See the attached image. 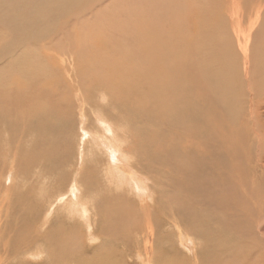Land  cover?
I'll use <instances>...</instances> for the list:
<instances>
[{
  "label": "rangeland",
  "instance_id": "obj_1",
  "mask_svg": "<svg viewBox=\"0 0 264 264\" xmlns=\"http://www.w3.org/2000/svg\"><path fill=\"white\" fill-rule=\"evenodd\" d=\"M175 1L178 3H175V6H173V3H170L168 0H0V84L2 81L7 82L10 79L13 81L15 80V82L18 80V82L20 81L19 86L18 83H16V85H13L11 88V84H8V89L19 92L24 86L25 88L30 86L29 82L33 80L36 74H40L41 78L45 75L44 77L47 83L53 88L52 91L56 94L57 100L63 103L62 106H65V104L70 106L75 105L73 102L78 99L82 102V104H80L81 108L84 107L87 113V120L85 118L82 120L79 109L76 107L74 111L75 122H69L68 118L62 120L47 118L44 120L43 126L39 127L37 125L29 126L25 118H21L19 121L14 119L9 109H0V155L9 159L14 172L16 174L19 173L16 178L15 188H13V179H11L12 176L9 173L11 169L7 167L4 170L3 176L0 178V196L7 189H14L13 200L16 203H14L15 206L8 211V213H12L14 227L18 226L20 217L22 216L25 225H30L32 222L38 221L33 227L34 231L38 232L39 224H42L45 219L49 221L47 224L48 235L51 234L48 237L45 236L47 233L40 234L38 236L39 240H37L29 249L28 253H26L25 259H22L23 256L21 254V257L13 255L12 260L14 264L21 263V261L26 264H53L55 261H51L50 256H52L54 252L55 255H64L67 254V250H71L69 239L73 242L72 245L76 250L77 243L79 255L82 254L81 256L84 258H88L87 264H103L102 262L104 261L106 262L105 264H109V261L113 264L146 263V259H148L146 255L148 249L146 231H144V233L142 230L133 229L131 232L128 231L130 234L126 238L128 240L127 243L122 240L125 235H121L116 241L113 236H111V232L107 233L105 230L104 235L96 237V233H93V230H91L93 226L91 224L92 215L88 214V218L86 219H81L79 217L80 210L76 204L83 200L85 203L90 204L89 206L93 205L92 207H95L96 200L98 197L100 199V197L104 195V192H92L91 190V192L87 193L88 195L84 193L80 194L78 191L79 189L82 190V187L78 189L75 184H71L72 176L74 173H77V171L82 172L86 170V167L89 169L90 166L92 167L96 162L99 166H102L100 170H103V168L105 170L99 172L95 167H92L93 182L97 180L103 185H106V182H111L108 184L106 192L109 190L115 197H120L122 194V197L126 198L129 202L136 199L137 211L139 212H141L140 209L145 208L147 204L150 203L151 206L155 207L156 203V214L153 220L156 227V222L163 227H158L160 234L159 239L155 242L154 248L157 256L153 264H176V258H172L176 255H178L177 259L180 256L177 260L180 264L184 262V260H187L190 264H196L198 260L197 257L199 256V261L202 260L200 261L201 264H215V261L218 260L219 262H216V264H264V240H262L263 238H261L258 230H255V226L258 224L257 219H259L261 206L264 203V14L262 15V19L256 24V27L254 26L251 31L252 40L250 43V53L252 55V61L254 62V73L256 78L263 79V82L259 80V89L256 87L258 90L257 93L259 94V103L262 101L260 121H258L251 113V100L252 103H255L258 98H252L253 94L250 95V93H248L247 86H245L243 77L241 76V73H243V53L239 48L236 39L237 36L233 31L236 27V18L233 16L232 12L236 7L241 9V14L243 13L242 16H244L242 28L245 27L247 30L250 28L249 25L251 20L254 19V12H256L255 10L257 9L256 6L258 7L257 1L237 0L238 2L235 5H233L232 0ZM168 6L172 8L168 9ZM172 9L175 11H173L171 15ZM143 13H145V15ZM154 13H160L159 24L161 25L151 29L148 25V21ZM145 23L147 25H145ZM183 23H185L186 26ZM194 23H198L202 27L204 25L205 27L202 28L200 26L202 30L198 31L200 27L194 28ZM173 24H177L176 27L179 34L177 33L175 39L170 42L169 39L175 34L172 33V28H170ZM183 25L184 27H182ZM158 29L160 30L159 36H161L158 42L163 44L165 50L171 51L172 45H166V42L178 44V49L174 54L178 64L175 65V73L178 72L175 76V80L164 72V70H161L157 62H153L149 59V62H152L147 63L146 60L148 66H144L145 59L142 61L140 60L139 54L140 47L142 46L141 38L143 37L144 45L145 40L153 37L151 30L154 32L158 31ZM179 29H181L182 34H180ZM140 30L144 32L140 34ZM185 30H189V34L186 35ZM184 33L185 38L181 39V43L178 42L177 36L183 37ZM162 38H164L163 41ZM227 49L229 51H227ZM151 53H153V51L151 50L150 52L148 50L149 57H151ZM232 56L236 57L234 60L238 62L236 70L238 72L241 71L238 73L239 76L242 77L241 80L234 69L227 67ZM13 60L15 62H13ZM48 60L51 62H48ZM20 61L24 66L23 69H20L21 67L17 68L16 66L20 65ZM11 62L13 63L10 64ZM59 64L62 65V67ZM171 64H175V62ZM224 64L226 65V74H222L221 76L218 74L219 76H217L215 73L224 67ZM188 65L190 67H188ZM5 67L6 69L4 70ZM147 67L151 71L152 69H156L160 73L152 76L148 69L146 70L149 71V74L147 71L143 72ZM55 68L57 71H55ZM66 69L68 72L65 74L64 72H66ZM24 71H26V75H22ZM154 71L155 70H153V72ZM53 73H55V75ZM120 73L121 75H119ZM189 74L193 75L189 90H195L193 91L194 93L191 92L188 93V95L193 94L196 98L202 97L204 99H209L211 102L210 104L213 105L210 107L211 109L209 111L210 118L213 119V122L210 121L211 125L213 123L212 127H210V124H207L203 132L198 134L204 135L202 138H204L207 143L211 144L208 146V149L205 148V151L203 150L206 152L204 155L206 156L205 161L207 162V164H205L206 162L204 163L205 169L215 166V160L212 158L213 153L214 155L217 154V156L220 155L223 157V163H219L222 175L218 176L217 174H213L214 177L217 175L216 179H213V181L216 182V185H218L220 189L217 188L216 190L215 186L210 187V193H216V196L213 195L210 197V201L212 202L207 204H210L207 208L208 213L203 211L205 212L204 214H210V216H212L211 213H209V209H211L216 217V223L222 225L217 227L220 231L221 238L215 234V241L211 243L208 247L209 249L205 246L202 239L195 238L194 236L189 237L191 238V242L188 243V246L183 239L179 238L175 230L169 229L167 225L164 227L166 220L163 219V212L167 211L169 207L172 206L173 202L170 200H182L184 197L183 193L188 192L186 193V200L191 201V214L187 215L185 219L190 220L193 214L192 200L195 199V202L198 203L200 202L199 199L201 196H204V193H198L197 195L191 194V191L188 189H183V193H181L179 189V184L182 179L181 173L171 171L172 173L170 174L164 171L163 166L156 165L157 170L154 176L160 179V182L158 184L156 183L155 186L152 185V183L151 185L147 184L153 192L151 198L149 192L146 190H138L136 186L124 183L123 185H114L116 182L113 181L116 176L118 179H121V171L127 175L130 174L127 171L128 162L121 163L120 155L123 154V150L129 148L130 135L135 134L132 132V125H127L124 123L125 121L118 120L120 110L112 105L111 99L109 100V98L113 97H111V93L109 94L106 90V82H115V77H117L116 79L118 81L122 79L125 85H129L130 82L128 78L131 79V77H134V79L142 82V85L144 84L142 87L143 90L141 87L140 90L143 93V99H147L148 102H145L146 104L144 103L143 106L146 105L149 107V104H154L156 103L155 101H157V103L163 102L170 107L172 101L178 100L175 98L177 93H173L174 88L171 89L173 85L172 81L179 87L184 84V81L181 82V79L186 78V75ZM60 76L62 77L60 78ZM124 77L125 79H123ZM35 79L36 78H34V80ZM226 80H228L227 82L229 85H226ZM60 81L66 86L62 87L59 85ZM205 82L206 84H204ZM60 87H62V91ZM65 87L67 89H65ZM41 90L45 92L46 87H42ZM210 90L214 92L212 93V98L206 97L205 94L206 91ZM3 92H6V94L10 93L9 90ZM103 92L105 93L104 96L102 95ZM165 92L167 94H165ZM59 93L61 95H59ZM157 93L160 94L158 95ZM200 93H203L202 96L199 95ZM15 95L16 94H13L12 96ZM8 98L9 95L4 94L1 96V99L5 102V108L7 103H9ZM40 103L43 105L44 100ZM43 106L48 107L49 105L45 104ZM217 107H219V111L215 114L214 112H216ZM134 113L138 118L141 117L138 112ZM159 116L160 123L157 121L158 114L156 109L154 112H148L146 116V120L149 123H153V130H156V128L159 130V134L152 132L151 146L147 147L146 164H155L153 146L160 138L161 141L165 139L172 142L175 138L174 143H172L174 147H172L175 152L178 151V154L183 148V150H181L182 153L180 152L182 156L184 146L186 148L192 146L193 149L190 151H196L198 149L197 147L201 140L199 136L195 139V142H192V139L186 138V135H195L197 123L189 125L193 127L188 128V130L184 132L185 126L177 125V121H174V125L171 126L170 119L162 118L161 114ZM98 119H106L113 124L108 123V126H104L102 125L103 122L97 121ZM176 119L181 122V124L186 121L185 117L177 116ZM214 122H216L215 124L218 127H215L216 125ZM222 122H224V124ZM53 126L56 127L55 132L48 134L46 128ZM107 127L108 131L106 129ZM259 127H262V130H260ZM210 128L212 129L210 130ZM218 128L220 129L218 130ZM138 129L141 131L142 127L139 128L138 125ZM168 131H172L173 135L170 136ZM164 132L166 134H164ZM141 133L144 135V132ZM183 133H186V135L184 136ZM121 134L127 137V142L123 144L122 148L117 142ZM181 135L184 136L182 141ZM50 136L51 139H49ZM36 137H40L43 141L42 145L47 148L46 156L53 157L50 159L52 167L39 174H36L37 170H33L29 166V163L36 158L42 164L40 159L42 157L32 151H29L27 155L23 154L25 149L27 150V147L30 145L29 140L34 143L35 141L33 138ZM148 139L149 138H147V140ZM217 141L221 143L219 146L217 145ZM66 142L67 145H69L68 148L71 149L65 147V150H63L61 148L62 144L66 145ZM191 142L194 144L192 145ZM17 144L24 148L18 149ZM225 146L226 149H224ZM14 147H16L15 155L10 158L9 153ZM36 149H38V147H36ZM20 150L21 152H19ZM110 150L118 152V159L115 157L117 160L113 161L114 163L110 161ZM201 151L202 149L200 153ZM204 152H202V154H204ZM133 153L136 158L134 151ZM60 156H65L66 158L67 162L64 167L59 165ZM78 158L81 159V164L75 165L77 164ZM178 158L177 168H180L183 164V160H181L182 157ZM19 163H24L27 166L24 172H22V170H20V172L18 171L17 164ZM1 165L2 163L0 166ZM170 165H174L173 160ZM55 170L59 171L61 174V177L58 179L52 175ZM149 170L148 166L138 167L139 173L149 172ZM109 175L112 180L108 178ZM229 175L233 176L234 179ZM139 176H141V174H139ZM41 177L44 178V186L40 185ZM185 180L188 182L187 178H185ZM137 181L142 185V178L137 179ZM118 183H121V181H118ZM232 183H234V185ZM237 183L239 184V188H237ZM71 186H75L76 191L74 195L69 190ZM206 187L207 185H205V188ZM130 190H134L133 194H135L137 198L126 197L132 195ZM40 191H42V193H40ZM175 191H177V193H175ZM251 192L254 193L251 194ZM67 193H69L70 196ZM246 193H250V195ZM33 194H35V196H33ZM236 194H239V197ZM91 198L94 199V201ZM68 199L71 200L72 206L77 207V209H75L76 214L72 209H69ZM26 200L31 203L25 205ZM257 200L262 204L258 205L259 203ZM219 204H221V206L217 207ZM211 206L213 208H210ZM259 206L260 208L257 210ZM101 209L104 213L112 210ZM159 209L162 210L161 213H157ZM213 209L216 210V213ZM247 210L250 212L249 214ZM217 212H219V215ZM140 216L143 217L144 215L141 213ZM61 219H63V221ZM240 223L243 224L241 225ZM247 223L251 228L247 226ZM65 228L67 230H65ZM261 228L264 229V226ZM1 229H3L2 225ZM203 230L204 233L209 232L204 228ZM88 231H92L91 237H89ZM196 233H198V231ZM33 234L32 236H34ZM42 237H47L46 243L39 247ZM233 240L235 242H232ZM104 241H107L110 245L106 242L104 244ZM50 243L54 252L50 251L47 253L46 249L50 247ZM234 243H236V245L237 243L240 244L250 255L247 254V256H243L242 258L241 252H237L235 257H230V254H227V252L231 250L230 248ZM236 245H234L235 250L239 251ZM44 247L45 250H43ZM193 247L194 250L192 249ZM217 249L218 251L220 250V254ZM155 250L153 252H155ZM215 251L216 253L218 252L217 256H215ZM83 253L88 255H84ZM211 254H213V256ZM186 255L190 260L187 258L184 259ZM195 258L196 260H194ZM187 261L185 262L186 264H188ZM199 261L198 264H200Z\"/></svg>",
  "mask_w": 264,
  "mask_h": 264
},
{
  "label": "bare ground",
  "instance_id": "obj_2",
  "mask_svg": "<svg viewBox=\"0 0 264 264\" xmlns=\"http://www.w3.org/2000/svg\"><path fill=\"white\" fill-rule=\"evenodd\" d=\"M168 1L170 3H173V6H175V3H178L175 0H168ZM256 1L258 3V7L256 6V8H257L255 10L256 12L253 11L255 13L254 19L251 20V17H250V20H251V23L249 25L250 28H248L247 30L245 29V27H243L244 29L242 28V20H243L244 16H242L243 13L241 14V9L236 7V9L234 8L233 9L234 11L232 10V12H233V16L236 18V27L234 28L233 31H234L235 35L237 36L236 39H237L239 48H240V50L243 53V55H242L243 56L242 57L243 58V60H242L243 66L241 65L243 73H241L242 74L241 76L243 77V82L245 83V86H247L248 93H250V95L253 94L252 98H258V100L255 101V103H252V100H251V108H252L251 109V113L253 114V116L256 119H258V121H260V113H261V109L260 108L262 107L261 106L262 101L260 100L261 103H259V94L257 93L258 90L256 89V87H258V85H259L258 84L259 80L263 82V79L256 78V75L254 73V62L252 61V55L250 53V51H251L250 50V43H251V40H252L251 39V31L253 30L254 26L256 27V24L259 22L260 19H262V15L264 14L263 13L264 12V3H263L264 0H256ZM237 2H238L237 0H232L233 5L237 4ZM254 7H255V5H254ZM169 8H172V7L168 6V9ZM174 9L171 10L172 11L171 15L173 14V11H175ZM148 11H150V10H148ZM157 12H158V10H157ZM149 13H151V12H149ZM143 14L145 15V13H143ZM159 14L160 13H154V15L151 16L149 21L147 20L148 21V25L151 27V29L153 27H155V26L158 27L159 25H161V24H159L160 23ZM176 15H178V14H176ZM166 18H167V16H166ZM164 19H165V17H164ZM144 22H145V20H144ZM198 23L197 24L194 23V28H197V27L201 26ZM183 24L185 25V23H183ZM145 25H147V24L145 23ZM173 25L170 26V28H172V33H175V34L173 35V37L171 36V39H169L170 42L173 39H175L176 34L178 33V29L176 27L177 24L174 25V26ZM184 25L182 27H184ZM202 25H203V23H202ZM201 27H200V29H198V31H201L202 28L205 27V26L203 25V27L202 28ZM175 28H176V30H175ZM143 32L144 31H141V30L139 31L140 34L143 33ZM159 32H160L159 29H158V31H154V32H152V30H151V34H152L153 37H150V39L148 38L147 40H145V44L144 45H143V42H144L143 41V37L141 38L142 46L140 47V54H139L140 60L142 61L143 59H145V65L144 66H148L146 64V60H147V63H150L152 61L153 62H157L158 63V67L159 68L161 67V70H164V72H166L168 75H170L175 80V76H176V74H178V72L175 73V65L177 64V62H176L177 60H176V57H175L174 54H175L176 50L178 49V44H174V43H170V42L167 43L166 42V45L167 44H172L171 45V51L167 50V49H166L167 50L166 51L165 47L163 46V44H160L158 42L161 39V36H159ZM179 32H180V34H182L181 33V29H179ZM185 33H186V35L189 34V30H185ZM185 33L183 34L184 35L183 37L182 36H177L178 42L181 43V41H182L181 39L185 38ZM166 35H168V34H166ZM163 39L164 38H162V41H163ZM148 50L150 52H151V50L153 51V53H151V57H149L150 55L148 56ZM227 51H229V50L227 49ZM2 52H4V51H2ZM19 55H20V53H19ZM228 55H230V54H228ZM234 58H236V57L232 56L230 58V61H229V64H228L227 67H230L231 69H234V71L239 76L238 73H240L241 71L238 72L236 70V68H237L236 66L238 65V62L235 61ZM48 59H50V58H48ZM149 59H151L152 61L149 62ZM49 61L50 60H48V62ZM13 62H15V61L13 60ZM13 62H11L10 64H12ZM172 62H175V64H171ZM115 63H117V62H115ZM16 66H17V68L21 67L20 69L24 68V66H23L21 61H20V65H16ZM60 66L62 67V65H60ZM225 66L226 65L224 64V67H222L215 74L217 76H219L218 74H220V76L222 74L225 75L226 74V70H225L226 67ZM188 67H190V66L188 65ZM141 68H143V67H141ZM238 68H239V66H238ZM5 69H6V67L4 68V70ZM30 69H31V67H30ZM59 69H60V67H59ZM146 69H148V67L145 68L143 72H146L147 71ZM44 70H45V68H44ZM148 70H150V69H148ZM153 70H155V71L153 72ZM55 71H57L56 68H55ZM176 71H177V66H176ZM25 72L26 71H24V74L22 73V75H26ZM27 72H28V70H27ZM59 72H61V71H59ZM67 72L68 71L66 69V72H64V73L66 74ZM69 72H70V70H69ZM45 73L48 74L47 72H45ZM147 73L149 74V71H147ZM159 73L160 72L158 70H156V69H152V71L150 70V75H152V76L158 75ZM53 74L55 75V73H53ZM196 74H198V73H196ZM119 75H121V73ZM40 76H41L40 74H36L34 76V78H36V79L34 80V78H33V80H31V82H29L30 86H27L26 88L24 86V88L21 89L19 92H15L12 89H8V87L11 84V88H12L13 85H16V83H18V86H19L20 81L18 82V80H16V82H15V80L13 81L12 79H10L7 82L2 81V83L0 84V88H1L0 89V109H9L10 110V114L13 116L14 119H17L18 121L21 118H25L26 121L28 122L29 126H36L37 125L39 127H42L43 124H44V120L47 119V118H54V119H57V120H62V119L68 118L69 122L70 121L75 122L74 121L75 120V112L74 111H75L76 107H78V109H79V113L81 115V119L83 120L85 118L87 120V115H86L87 113H86L84 107L81 108V106H80V104H82V102H80L78 99H76L73 102L75 105L70 106L68 104H65V106H62L63 103L60 100H57L56 94L52 91L53 88L51 87V85H49L47 83L46 78L44 77L45 75L42 76V78ZM37 77H40V78H37ZM61 77L62 76H60V78ZM242 77H240V80H241ZM116 78L117 77H115V82L114 81L113 82H106L107 83L106 84V86H107L106 90L109 92V94L111 93L110 95H111V97H113V98H109V100L111 99L112 105L115 108L120 110L118 120L125 121L124 123H126L127 125L128 124L132 125L133 126L132 132L135 135H130V137H129V148H127L126 150H123V154L120 155V162L121 163L126 162V161L128 162L127 171L130 174L127 175L123 171H121V179H118V177L116 176L114 178V180H113V181L116 182V184H114V183L113 184L114 185H118V184L123 185V183H124V184H130V185L136 186V188H138V190H142V191L146 190V191H148L149 194H150V198H151L152 195H153V192L147 186V184L151 185V183H152V185L155 186L156 183L158 184L160 182V179L155 178V176H154V174H155V172L157 170L156 165L163 166L164 171L168 172L170 174L172 172L181 173L182 179L180 181V184L178 182L179 189H180L181 193H183L182 192L183 189H188V190L191 191V194L193 193V194L197 195L198 193H204V196H201V198L199 199L200 202H198V203L195 202V199L192 200L193 214H192V217H191L190 220H186L185 219V217L187 215L191 214V209H190V202L191 201H187L186 200V195H187L186 193H188V192L183 193L184 197L182 198V200L181 199H179V200H175V199L170 200L171 202H173L172 206H170L167 211L163 212L164 218L163 217L162 218L166 220V221L164 220L165 221L164 227H165V225H167V227L169 229L175 230L177 235L179 236V238L183 239L188 246H189L188 243L191 242V238H189V237L190 236L191 237L194 236L195 238L197 237L199 239H202L204 244H205V246L208 248L211 245V243L213 241H215L214 240V235L215 234L221 238L220 231L218 230L217 227L222 226V225L216 223V221H217L216 217L214 216V214H213L211 209H209V213H211L212 216H210V214H208V215L204 214L205 212H203V211H206V213H208L207 208L209 207L210 204L209 205H207V204L209 202H212V201H210V197L213 196V195L216 196L215 195L216 193H214V194L210 193V187L211 186H215L216 190H217V188L220 189V187L218 185H216V182H214L213 179H216L217 175L218 176L222 175V172H221L220 167H219V163H223V157L220 156V155L217 156V154L214 155V153H213L212 154L213 155L212 158H213V160L216 161V163L214 161V165L215 166H213V168L209 167V168L205 169L204 163L206 162L205 161L206 156H204V155H205L206 152H204V151H205V148L208 149V146L211 145V144L207 143V141L204 140V138H202V137H204V135H198V134L203 132L204 127L207 124L211 125V122H213L212 121L213 119H211L210 115H209V111L211 109L210 107H212L213 105L210 104L211 102H210L209 99H206V98L204 99L202 97L196 98L195 95H193V94H189L188 95V93H191V92H193L195 90L194 88H193L194 89L193 91L189 90V88H190L189 85L191 84V80H193V75H190V74L186 75V78L181 79V82L184 81V84H182L179 87H177V84H174V81L171 80L172 84H173L171 86L172 87L171 89L174 88L173 89V93H177L175 98L178 99V100L172 101V102L170 101L171 102V106L170 107L167 106L162 101H161L162 103H159V102L157 103V101H155L156 103L149 104L150 105L149 107H147L146 105L143 106V104L145 102H148L147 99L146 100H144L145 98L143 99V93L140 90L143 87L144 84L142 85V82H140L139 80L134 79V77H131V79L128 78V81L130 82V84L129 85H125L124 82H122V79L118 81ZM234 78H236V77H234ZM123 79H125V77ZM109 80H106V81H109ZM227 81L228 80H226V85H229ZM119 82H120V86H119ZM139 84H141V85H139ZM204 84H206V82ZM59 85H61L62 87L66 86V85H63L61 81H60ZM167 85H169V84H167ZM42 87H46V91L45 92H43L41 90ZM62 87H60V90H61ZM226 87H229V86H226ZM65 89H67V88L65 87ZM258 89H259V87H258ZM5 90H9L11 94L10 93L6 94V92H3ZM142 90H143V88H142ZM152 90H154V89H152ZM144 93H147V92H144ZM212 93H214L212 90L206 91V93H205L206 97H211L212 98ZM4 94L5 95H9V98H8L9 103H7L6 108H5V102L1 99V96L4 95ZM13 94H16V95L12 96ZM104 94L105 93L103 92L102 95L104 96ZM165 94H167V93L165 92ZM202 94L203 93H200L199 95L202 96ZM59 95H61V94L59 93ZM61 99H63V98H61ZM149 99H151V98H149ZM222 99H224V98H222ZM42 100H44V104L43 105L46 104V105H49V106L45 107V106L41 105L40 102ZM157 100H158V98H157ZM214 100H216V99H214ZM214 103H216V102H214ZM83 106H84V104H83ZM155 109H156L157 114H158V119H157L158 123H160V121H159L160 116L159 115L161 114L162 118L164 117V118L170 119L171 126L174 125V121H177V125L185 126L186 128H184V132H186L188 130V128L193 127V126H189V125H191V124L194 125V124L197 123L195 135H186V133H183V135L184 136L186 135V138L192 139L193 140L192 142H195V139L199 136L201 138V140L199 141V144L197 143L198 144V147H197L198 149L196 151H190V150L193 149L192 146L190 148H186L184 146V151H183V156H182V154H180V152H181V150H183V148L180 150L179 154L177 153L178 151L175 152V150L173 149L174 146L172 145V143H174L175 138L173 139V142L169 141V140H165V139L163 141H161V138H160L159 140H157L155 142V144L153 146V150L155 152V156H154L155 164H152V163H147L146 164V161H147L146 160L147 147L151 146L152 132L159 134V130L157 128H156V130H153V128H154L153 127V123H149L146 120L147 113L150 112V111L154 112ZM218 109H219V107H217L216 112H214L215 114H217V112L219 111ZM134 112H138L141 115V117L138 118L135 115ZM177 116L185 117L186 121L181 124V122H179L176 119ZM217 120H218V118H217ZM97 121H101V123L103 122L102 125H104V126L105 125L108 126V123L113 124L112 122H110L109 120H106V119L105 120H99L98 119ZM215 123L216 122H214V124ZM222 123L224 124V122H222ZM218 124H221V123H218ZM130 125H129V127H130ZM138 125H139V128L142 127L141 131L138 129ZM212 125H213V123H212ZM212 125L210 127H212ZM215 127H218V126L216 125ZM261 128H260V130H262ZM106 129L108 131V127ZM211 129L212 128H210V130ZM219 129L220 128H218V130ZM263 129H264V127H263ZM46 130H48V134H51L52 132L53 133L55 132L56 127H54V126L53 127H47ZM141 132H144V135H142ZM148 132H149V134H148ZM168 132L170 133V136L173 135L172 131H168ZM218 133H220V132H218ZM164 134H166V133L164 132ZM223 134H224V132H223ZM183 135H181V141L184 138ZM168 136H169V134H168ZM174 137H175V135H174ZM147 138H149V139L147 140ZM171 138H173V137H171ZM49 139H51V136L49 137ZM33 140L35 141L34 143L31 142V140H29L30 145L27 147V150L25 149V152L23 154L27 155L29 153V151H32L33 153H35L38 156L42 157V158H40L41 161H42V164L36 158L34 160H32V162L29 163V166L33 170L34 169L37 170L36 174H39V173L45 172V170H48V169H50L52 167V164L50 163V159L53 158V157H47L46 156L47 155V151H46L47 148L42 145L43 141H42V139L40 137L33 138ZM105 142H107V141H105ZM117 142L119 143L120 147L122 148L123 144H125V142H127L126 135H122L121 134V137H119L117 139ZM179 144H181V143H179ZM193 144L194 143H192V145ZM220 144L221 143L218 142L217 145L219 146ZM224 144H225V142H224ZM17 147H18V149H23L24 148V147H22L19 144H17ZM36 147H38V149H36ZM65 147H67V148L69 147V145H67V142H66V145H64V144L61 145V148L63 150H65ZM15 149H16V147H14L10 151V153H9L10 154V158H12L15 155ZM68 149H71V148H68ZM201 149H202V151L200 153ZM224 149H226V146H225ZM133 151L136 154V158H135V155H134ZM19 152H21V150ZM202 152H204V154H202ZM110 156H111V160L110 161H112V162L116 161L118 159L117 158L118 152H113L112 150H110ZM178 157H180V158L182 157L181 160H183V164L181 165L180 168H177V161L179 160ZM172 160L174 161V165H170ZM59 161H60L59 165L61 167H64V165L67 162L65 156H60V160ZM1 163H2V165L0 166V178L3 176L4 170L7 167H10L12 172L10 171L9 173L12 176L11 179H13V183H14L13 188H15L16 178L19 175V173L16 174L14 172L12 164H11V161L9 159H7V158L2 157V155H0V164ZM79 163L81 164V159L78 158L77 164H75V165H79ZM205 164H207V162ZM17 166H18V171L19 172H20V170H22V172H24L25 169H27V166L24 163L23 164L19 163V164H17ZM145 166L149 167V169H150L149 172L147 171V172H144V173H142V172L139 173L138 167H145ZM221 166H223V165H221ZM75 167H77V166H75ZM92 167H95V169L98 170L99 172H102L103 170H105L104 168H103V170H100V167L102 168V166H99L97 162L95 163V165H92ZM92 167L90 166L89 169H87V167H86V170H83L82 172L81 171H79V172L77 171V173H74L73 176H72L71 184H75L76 187H78V189L82 187L81 189L83 191L80 190V189L78 191V193L80 192V194H83V193L87 194V193L91 192V190H92V192H96V191L104 192V195L101 196L100 199L98 197V199L96 200V203H95L96 204L95 207H92L93 205L89 206L90 204L85 203V201H83V200H81L80 203L78 202V204H76V205H77L78 209L80 210L79 217L81 219H86V218H88V214L92 215V223L91 224L93 226H92L91 230H93V233H96V237L100 236V235H104L105 234L104 230H105L107 233L111 232V236H113V238L116 241H117V239L119 237H121V235H123V236L125 235L124 239H122V240L127 243L128 240L126 238H127V236H129L130 232L133 229L134 230H140V231L142 230L143 233H144V231H146V233H147V244H148V246H147L148 249L146 251V255L148 256V259H146L147 261H146L145 264H153V261L156 260V256H157L156 250L154 248L155 247V242L159 239V234H160L158 227L159 226L163 227V226L159 225L158 222L155 221L157 223V227H156V225L154 223V220H153L155 218V214H156V209H155V208H157L156 203H155V207L151 206V204L149 203V204H147V206H145V208H141L140 209L141 212L137 211V200L136 199H133V200L131 199L132 201L129 202L128 200H126V198L122 197L123 196L122 194L120 195V197H115V196H113V194L109 190L106 192V188L108 187V184L111 183V182H106V185H103L102 183H99L97 180L95 182H93ZM228 167H230V166H228ZM65 168H66V166H65ZM227 172H228V170H227ZM138 173L141 174V176H139ZM213 174H217L216 177H214ZM52 175L56 179L61 177L60 176L61 175L60 172L57 171V170L53 171ZM183 177L187 178L188 182ZM230 177L232 179H234L233 176H230ZM21 178H22V176H21ZM108 178H110V175H109ZM139 178H142V185L139 183V181H137V179H139ZM118 181L119 182L121 181V183H118ZM161 181H162V179H161ZM220 181H222V180H220ZM44 182H45L44 178L41 177L40 185L44 186ZM219 184H220V182H219ZM232 184L234 185V183H232ZM237 184H236V186H237ZM205 185H207L206 188H205ZM233 185H232V187H233ZM236 186H235V188H236ZM116 188H117V186H116ZM148 188H149V190H148ZM177 188H178V186H177ZM237 188H239V184H238ZM251 188H253V187H251ZM108 189H110V188H108ZM69 190L74 195V193L76 191L75 186L69 187ZM0 191H1V188H0ZM13 191H14V189H10L9 188L6 191H4L3 194L0 196V264H14V261L12 260L13 259L12 258L13 255H15L17 257V256H20V254H21L23 256L22 259H25L26 253H28L29 249L37 242V240H39L38 236L40 234L47 233L45 235L47 237L51 235V234L48 235V232H47V230H48L47 229V224H48L49 221H46L45 219H44L42 224H39V231L38 232H35L34 229H33V227L38 223V221H34L30 225H25L24 222H23L24 219L22 218V216L20 217V221H19L18 226H15V227L13 226L12 213H8V211L11 210L13 206H15L14 203H16L13 200ZM204 191H206V192H204ZM130 192L132 193V195L131 196H126V197H135V198H137L136 195L133 194L134 190H130ZM238 192H236V193H238ZM245 192H247V191H245ZM40 193H42V191H40ZM175 193H177V191H175ZM253 193L251 192V194H253ZM67 194L69 195V193H67ZM239 194H240V192H239ZM239 194H236V195L238 196ZM246 194L250 195V193H246ZM33 196H35V194H33ZM65 196H67V195H65ZM78 198H79V196H78ZM167 199H169V198H167ZM92 200L94 201V199H92ZM257 202L259 203L258 200H257ZM28 203H31V202L26 200L25 201V205H28ZM261 204L259 203L258 205H261ZM212 205H214V204H212ZM68 206H69V209L70 210L72 209V211L76 214L75 209H77V207L76 206L75 207L72 206L70 199H68ZM99 206H101V207H99ZM220 206H221V204H219V206L217 205V207H220ZM101 208L107 209V210L112 209V210L110 212L104 213V211H101L102 210ZM210 208H213V207L211 206ZM259 208H260V206L257 208V210H259ZM213 210L216 213V210L215 209H213ZM248 210H250V209H248ZM238 211H240V210H238ZM73 212H72V214H73ZM158 212L161 213L162 210L159 209V211H157V213ZM226 212H224V213H226ZM141 213H142V215H144L143 217L140 216ZM249 213L250 212L248 211V214ZM217 214L219 215V212H217ZM68 217H70V216H68ZM246 217L249 218L248 216H246ZM61 220L63 221V219H61ZM257 220H258L257 223L259 225L257 224L255 226V230H258L259 234L261 235V238H263L262 240H264V229L261 228V227L264 226V203L261 206V212H260V215H259V219H257ZM70 222H72V221H70ZM162 223H163V221H162ZM244 223H246V222H244ZM249 223H250V220H249ZM16 224H17V222H16ZM91 224H88V225H91ZM1 225H2L3 229H1ZM248 225L249 224L247 223V226ZM212 226H213V228H212ZM248 227H250V226H248ZM203 228L205 230H208L209 232L208 233H204ZM65 230H67V229L65 228ZM74 231H76V230H74ZM128 231H130V232H128ZM197 231H198V233H196ZM88 232H89V237H91L92 236V231H88ZM11 233H13V234H11ZM32 234L34 236H32ZM247 234H249V233H247ZM65 235H67V234H65ZM245 236H249V235H245ZM47 237H42L41 238V243H40L39 247H41L42 245H45ZM63 238H64V236H63ZM96 239H98V238H96ZM111 239H112V237H111ZM129 239H130V237H129ZM73 240H76V239H73ZM105 240H106V238H105ZM66 241H67V239H66ZM107 241H104V244H105V242L108 243ZM232 242H235V241L233 240ZM72 243L73 242L71 241V239H69V244H71L70 245L71 246V250H67V254H64V255H59V254L55 255L54 249L52 248L51 243H50V247L47 248L46 251H47V253L50 252V251L54 252V254L52 256H50L51 257L50 260L51 261H53V260L55 261V262H53V264H87L88 258H86V257L84 258L83 256H81L82 254L79 255V247H78L77 243H76L77 250L74 249V246L72 245ZM101 245H103V244H101ZM108 245H110V243H108ZM234 245H236V243L232 244V246L230 248L231 250H229L227 252V254H230V257H235L237 252H241L240 254H241L242 258H243V256H247V254L250 255V253L248 251L244 250V248L240 244L237 243V245H236L237 248L239 249V251L235 250ZM103 246H105V245H103ZM214 247H215V245H214ZM192 249L194 250V247ZM43 250H45V247H44ZM154 250H155V252H153ZM217 251H218V249H217ZM138 253H139V250H138ZM202 253H204V252H202ZM211 253H212V250H211ZM215 253H216V251H215ZM217 253L215 254V256H217ZM219 254H220V252H219ZM86 255H88V254H86ZM211 255L213 256V254H211ZM91 256H93V255H91ZM137 257H138V255H137ZM177 257H178V255L173 256L172 258L173 259L176 258V264H180V262H177V260L180 258V256H179L178 259H177ZM199 257H197L198 260H197L196 264H198ZM186 258H187V255H186V257H184V259H186ZM208 258H209V256H208ZM214 259H216V258H214ZM105 260H107V259H105ZM188 260H190V259H188ZM194 260H196V258ZM186 261L184 260V262H181V264H186L185 263ZM200 261H202V260H200ZM216 262H219V260L215 261V264H216ZM102 263L105 264L106 262L104 261ZM18 264H26V263L21 261V263L19 262ZM90 264H92V263H90ZM109 264H113V263L109 261ZM188 264H190V263L188 262ZM200 264H201V262H200Z\"/></svg>",
  "mask_w": 264,
  "mask_h": 264
}]
</instances>
